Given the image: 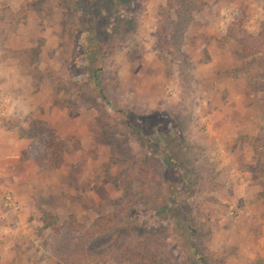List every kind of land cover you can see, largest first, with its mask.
<instances>
[{"label": "rangeland", "instance_id": "374dc122", "mask_svg": "<svg viewBox=\"0 0 264 264\" xmlns=\"http://www.w3.org/2000/svg\"><path fill=\"white\" fill-rule=\"evenodd\" d=\"M98 3L0 0V264H264V0Z\"/></svg>", "mask_w": 264, "mask_h": 264}, {"label": "trees", "instance_id": "16d2710c", "mask_svg": "<svg viewBox=\"0 0 264 264\" xmlns=\"http://www.w3.org/2000/svg\"><path fill=\"white\" fill-rule=\"evenodd\" d=\"M105 3H106V0H99V5H101V8L105 5ZM101 10V9H100ZM84 15H85V13H84ZM85 18L87 17V15H85L84 16ZM84 18V19H85ZM88 18V17H87ZM100 72V70H97V71H95V74H98Z\"/></svg>", "mask_w": 264, "mask_h": 264}]
</instances>
